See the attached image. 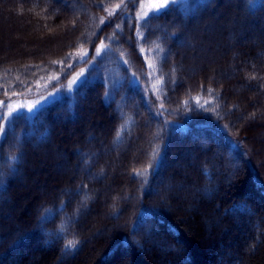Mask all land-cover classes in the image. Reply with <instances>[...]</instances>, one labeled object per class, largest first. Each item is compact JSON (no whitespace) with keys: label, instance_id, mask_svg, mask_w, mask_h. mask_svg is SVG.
I'll return each instance as SVG.
<instances>
[{"label":"trees","instance_id":"16d2710c","mask_svg":"<svg viewBox=\"0 0 264 264\" xmlns=\"http://www.w3.org/2000/svg\"><path fill=\"white\" fill-rule=\"evenodd\" d=\"M64 1L0 0L61 37L0 57V264H264V0Z\"/></svg>","mask_w":264,"mask_h":264},{"label":"rangeland","instance_id":"374dc122","mask_svg":"<svg viewBox=\"0 0 264 264\" xmlns=\"http://www.w3.org/2000/svg\"><path fill=\"white\" fill-rule=\"evenodd\" d=\"M57 1L58 5L59 6H66L68 7L69 9H71V12L72 14L76 15L78 14V11H79V8H72L74 7V2L73 1H64V0H55ZM135 1V0H134ZM178 1V0H176ZM139 2V0H137V3ZM140 8L143 9V12L142 13H151V9H153V7L157 4H163L164 3V0H140ZM169 4V3H168ZM165 5L163 8H161V10L165 9L167 6ZM160 10V11H161ZM223 17V15L221 14L219 17H218V23H221L220 20L221 18ZM24 23L21 21V20H18V19H14L13 17H9L8 15H5L4 13H1L0 14V57H11L12 55H15L14 54V49L15 48H20L21 51H25L27 52L28 54H32L33 51H35L36 53H44L45 51L46 52H51V51H54V44L57 43L61 37L59 38H53L51 40H48V41H41V40H38L35 38V36L33 37V31L35 32L36 31V27H32L30 26L28 28H25L24 27ZM219 24H215V25H210V27H203L201 29V32H209V31H215L217 29V26ZM227 43H231L233 41V38L228 35L227 36ZM240 41V40H239ZM227 44V45H228ZM226 45V46H227ZM224 45L222 44H219L217 45L215 48H214V51H213V55L214 56H217L219 53L223 52L225 47ZM207 60L204 58V57H201L200 60L197 62V64H195L194 66L190 67V73L192 74L195 70L194 69H201L204 67V64ZM83 76V74L81 75V77ZM54 95H56V93H52L51 95L49 94L46 98L44 99H38V100H35V101H30V103L33 105V106H36L38 105L39 103L41 104L42 102L44 101H47V100H50L51 98L54 97ZM99 133H97L98 135ZM41 156L42 158L46 161H49V156H47L49 154L48 150L47 149H43L42 152H41ZM54 155L55 157H58V159H62V155L59 154V153H56L54 152ZM57 159V160H58ZM56 162L53 164L51 163L52 165L50 166L51 168H48L46 169V171H42L41 168H43L44 164L43 162L41 163H38V167H36L35 169V172L36 174H41V175H44L45 177L48 176V173L53 169V170H60L62 168L65 169L66 167V162L63 160V161H60V162ZM46 161V162H47ZM49 171V172H47ZM77 173L79 172L78 170H75ZM110 175H112V173H110ZM172 186H177L179 185L176 181L171 183ZM171 184H165V186L167 188L171 187ZM183 184V183H182ZM189 186L186 185V184H183L182 186V191L183 192H180V197H181V201L182 203H180L179 205H181L183 208L185 207L188 212H194V210H197L198 209V203L196 202V198H195V201H194V198L193 196H191L190 193H185L186 192V189H188ZM26 189L28 190H35V191H39V192H44L47 190V183L46 181L42 184H39V185H35V186H29V184L26 186ZM187 195V196H185ZM193 199V203H190V201ZM190 200V201H189ZM19 205L18 207L15 209V212L17 211H20V210H23V208L27 205V202H28V198L25 197V198H22L20 201H19ZM187 203H190L187 205ZM110 209V207H108ZM108 209V211H109ZM214 216L215 215H210V218H207V216H203L201 219L204 221V222H207L209 221L210 224H211V227L213 228L215 225H217V222L213 221L214 220Z\"/></svg>","mask_w":264,"mask_h":264},{"label":"snow or ice","instance_id":"6c2138e0","mask_svg":"<svg viewBox=\"0 0 264 264\" xmlns=\"http://www.w3.org/2000/svg\"><path fill=\"white\" fill-rule=\"evenodd\" d=\"M100 2L103 3V0H100ZM174 2H176V0H164V3L163 4H157V5H155L153 7V9H151V11L152 12H159L161 10V8H163L165 5H167L168 3H174ZM117 7H119V5H117ZM112 14L113 13H111V12L109 13L110 16ZM144 15L147 16L148 13H145ZM101 23H104V20L103 19L101 20ZM120 27L121 26L119 24L116 25V28H120ZM105 47H107V45H103V44L101 45V48H105ZM101 48H97V50H96V54L97 55L100 54ZM141 51H143V49H141ZM209 91H211V90H209ZM32 107L33 106H30L29 107V111L32 110ZM12 115H13V112H9L7 116L0 115V120H4V121H6L7 124H10L11 123ZM5 130H6V126L5 125H0V137L3 136V134L5 133ZM117 136H119V132L117 133ZM13 159H15V158H13ZM140 174H141L140 172H137V175H140ZM76 243H78V241L77 242L68 241V243L65 245V247L68 248V249L74 248Z\"/></svg>","mask_w":264,"mask_h":264}]
</instances>
